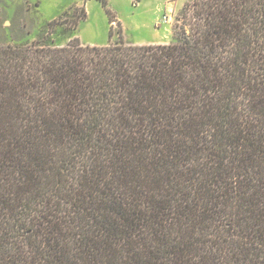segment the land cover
Instances as JSON below:
<instances>
[{"label":"trees","instance_id":"trees-1","mask_svg":"<svg viewBox=\"0 0 264 264\" xmlns=\"http://www.w3.org/2000/svg\"><path fill=\"white\" fill-rule=\"evenodd\" d=\"M86 18L0 41V264H264V0L56 43Z\"/></svg>","mask_w":264,"mask_h":264},{"label":"rangeland","instance_id":"rangeland-1","mask_svg":"<svg viewBox=\"0 0 264 264\" xmlns=\"http://www.w3.org/2000/svg\"><path fill=\"white\" fill-rule=\"evenodd\" d=\"M188 1L108 0V7L116 19L111 23L109 14L98 0H0V41L36 40L47 22L77 2L80 5L85 3L87 18L80 21L77 30L63 37L55 36L59 45L74 37L85 43L105 45L111 38L112 42L118 41L120 29L124 39L133 44L149 45L144 43L152 41L170 43L174 39L175 26L182 23L181 11ZM164 15H171L172 20L164 22Z\"/></svg>","mask_w":264,"mask_h":264},{"label":"crops","instance_id":"crops-1","mask_svg":"<svg viewBox=\"0 0 264 264\" xmlns=\"http://www.w3.org/2000/svg\"><path fill=\"white\" fill-rule=\"evenodd\" d=\"M168 8V7H167ZM83 42V41H82ZM84 44H90V45H98L96 43H85ZM132 43V42H131ZM160 43H169V41H152V42H148V43H144V44H160ZM143 45V44H142Z\"/></svg>","mask_w":264,"mask_h":264},{"label":"built area","instance_id":"built-area-1","mask_svg":"<svg viewBox=\"0 0 264 264\" xmlns=\"http://www.w3.org/2000/svg\"><path fill=\"white\" fill-rule=\"evenodd\" d=\"M171 20H172V16L171 15H164V19H163L164 22H169Z\"/></svg>","mask_w":264,"mask_h":264}]
</instances>
